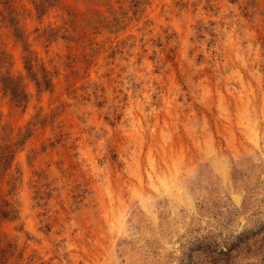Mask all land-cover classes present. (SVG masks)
<instances>
[{
	"label": "rangeland",
	"instance_id": "374dc122",
	"mask_svg": "<svg viewBox=\"0 0 264 264\" xmlns=\"http://www.w3.org/2000/svg\"><path fill=\"white\" fill-rule=\"evenodd\" d=\"M0 264H264V0H0Z\"/></svg>",
	"mask_w": 264,
	"mask_h": 264
},
{
	"label": "trees",
	"instance_id": "16d2710c",
	"mask_svg": "<svg viewBox=\"0 0 264 264\" xmlns=\"http://www.w3.org/2000/svg\"><path fill=\"white\" fill-rule=\"evenodd\" d=\"M1 213V212H0Z\"/></svg>",
	"mask_w": 264,
	"mask_h": 264
}]
</instances>
